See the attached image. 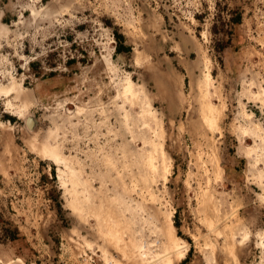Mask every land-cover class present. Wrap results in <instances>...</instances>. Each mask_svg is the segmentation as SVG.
Wrapping results in <instances>:
<instances>
[{
  "label": "rangeland",
  "instance_id": "374dc122",
  "mask_svg": "<svg viewBox=\"0 0 264 264\" xmlns=\"http://www.w3.org/2000/svg\"><path fill=\"white\" fill-rule=\"evenodd\" d=\"M14 229L0 264H264V0H0Z\"/></svg>",
  "mask_w": 264,
  "mask_h": 264
},
{
  "label": "trees",
  "instance_id": "16d2710c",
  "mask_svg": "<svg viewBox=\"0 0 264 264\" xmlns=\"http://www.w3.org/2000/svg\"><path fill=\"white\" fill-rule=\"evenodd\" d=\"M240 19H241L240 13H233L231 18L227 22H225V23L220 22L219 23L220 28H218V26H214V30H213L214 35L221 36V34H222V36H223V37L219 38L216 42V49L218 51H222L224 49V47L226 46V44L228 43V42L225 43V38H224L225 35L229 34L228 30L225 29V27L230 28V25L238 24L240 22ZM115 37H116L118 43H120L121 39H122L121 35H116ZM118 50H121V48H119ZM0 237H1L0 238L1 241H14L18 238V230L14 229V230L10 231V233H4V234L0 233Z\"/></svg>",
  "mask_w": 264,
  "mask_h": 264
},
{
  "label": "bare ground",
  "instance_id": "6f19581e",
  "mask_svg": "<svg viewBox=\"0 0 264 264\" xmlns=\"http://www.w3.org/2000/svg\"><path fill=\"white\" fill-rule=\"evenodd\" d=\"M52 157H53V154H52ZM57 158V157H56ZM58 161V160H57ZM62 163V162H61ZM60 164V163H59ZM173 241V240H172ZM178 253V252H177ZM170 259V258H169ZM168 261V260H167ZM171 262V261H170Z\"/></svg>",
  "mask_w": 264,
  "mask_h": 264
}]
</instances>
